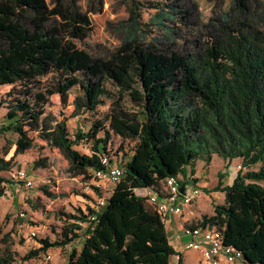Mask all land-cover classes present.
<instances>
[{
	"label": "trees",
	"instance_id": "obj_1",
	"mask_svg": "<svg viewBox=\"0 0 264 264\" xmlns=\"http://www.w3.org/2000/svg\"><path fill=\"white\" fill-rule=\"evenodd\" d=\"M52 1L63 11L58 30L48 33L27 25L42 0H0V87L12 86L0 109L7 110L9 121L3 131L17 135L14 156L0 158V197L3 185L13 184L2 173L12 169L14 157L33 147L27 128L44 115L53 96L79 87L84 109L92 113L110 96V85L119 100L129 97L138 110L119 105L106 119L108 127L97 123L87 133L78 129L73 138L62 125L52 146L67 151L73 172L103 170L102 159L108 157L117 159L124 177L96 221H88L96 214L94 207L70 216L75 224L62 238L41 240V248L21 261L65 247L84 231L83 246L72 252L69 264H170L176 253L165 224L135 192L161 194L170 177H182L181 185H186L198 160L209 164L218 156L227 164L239 159L248 171H239L226 186V175L219 174L215 192L224 194V203L195 226L220 231L224 245L241 252L244 264H264V15L252 9L258 0H234L232 13L211 26V44L199 52L186 55L173 49L175 35L164 25L178 15L172 11L156 20L167 29L165 42L146 44L134 28L122 46L98 57L79 46L92 29L78 0ZM100 131L104 137L96 140ZM110 131L136 143L125 164L107 150ZM88 141L94 142L90 155L74 149ZM78 222L89 224L83 229ZM5 245L0 244V264H15L17 253L8 240Z\"/></svg>",
	"mask_w": 264,
	"mask_h": 264
},
{
	"label": "rangeland",
	"instance_id": "obj_2",
	"mask_svg": "<svg viewBox=\"0 0 264 264\" xmlns=\"http://www.w3.org/2000/svg\"><path fill=\"white\" fill-rule=\"evenodd\" d=\"M234 0H78V5L90 23L91 31L79 46L94 57L104 52L114 51L124 43L127 35L140 29L146 44L165 42L166 30L157 24L161 13L177 11L175 20L164 22L175 35L173 49L181 54L199 52L205 45H210L214 36L212 25H216L226 13H232ZM39 12L27 19L29 28L36 32L54 33L58 30L60 14L63 9L52 0H42ZM255 12L264 15V0H258L252 6ZM138 22L140 25H136ZM110 96L102 98V104L95 112H86L85 103L79 87L73 88L63 97L53 96L45 109L44 115L36 124L27 128L33 147L23 155L14 157L12 169L2 173L10 181L13 170H25L34 181L31 189L21 185L4 184V196L0 197V244L6 247L5 241L11 244V250L17 253L15 264H69L74 250L80 251L84 243V231L80 238L65 247L51 248L40 252L39 256L28 261H21L32 251L41 248V240L54 243L62 238L65 229L75 224L70 216H79L80 211L88 213L96 204L97 194L93 195L87 188L92 187L91 174L73 172L72 160L63 149L52 146L65 125L73 138L78 129L87 133L97 123L108 127L106 120L113 109L120 105L124 110L136 112L138 107L125 96L119 100L116 90L108 85ZM12 86L0 87V101L5 99ZM7 110L0 109V130L9 125L5 115ZM0 137V158L10 160L15 153L14 145L17 135L11 131H3ZM104 137L100 131L97 139ZM93 141L82 142L74 149L81 154L90 155ZM135 142L124 140L110 131L107 150L117 155L122 164L127 162ZM7 150V155L4 152ZM196 174L189 175L184 181L198 188L200 198L193 203L187 213L195 217L211 216L214 206L224 203L221 193L215 192L219 182V174H225L224 185L232 184L241 168V160L229 164L218 156L206 164L198 160L195 164ZM259 166L251 170H258ZM183 181L182 177H179ZM11 182V181H10ZM108 184V183H107ZM24 213V217H21ZM183 214L182 217H184ZM86 229V228H83ZM35 234V237L32 235ZM50 257V259H49ZM236 264H240L237 262Z\"/></svg>",
	"mask_w": 264,
	"mask_h": 264
},
{
	"label": "built area",
	"instance_id": "obj_3",
	"mask_svg": "<svg viewBox=\"0 0 264 264\" xmlns=\"http://www.w3.org/2000/svg\"><path fill=\"white\" fill-rule=\"evenodd\" d=\"M110 160L108 157L103 158L104 169L90 172L92 187L87 189L92 194H97L94 206L96 214L88 217L90 222L96 221L97 213L106 207L114 188L124 177L123 168L116 161L117 159L115 158L112 162ZM10 180L16 186L22 184L27 189L34 187L33 179L23 169L11 171ZM182 187H184L183 193L181 192ZM141 196L159 214L164 224H167L171 217L182 216L185 210L200 198L201 192L195 186L181 185L179 177H170L165 180L161 194L149 189L148 193ZM20 215L24 217V213ZM78 224L80 227L86 228L89 222H78ZM182 232L184 236L189 238L186 250L199 251L206 264H223V262L244 264L242 253L232 246H225L222 233L216 228L187 226L183 228ZM32 235L35 237L34 233Z\"/></svg>",
	"mask_w": 264,
	"mask_h": 264
},
{
	"label": "crops",
	"instance_id": "obj_4",
	"mask_svg": "<svg viewBox=\"0 0 264 264\" xmlns=\"http://www.w3.org/2000/svg\"><path fill=\"white\" fill-rule=\"evenodd\" d=\"M148 191L149 189H140L136 190L135 193L142 197L141 195L148 193ZM222 198L224 200V196H222ZM189 208L185 210L184 217H182L183 215L180 217H171L168 223L165 224L169 242L176 253L171 257L170 264H206L199 251L186 250V244L189 238L183 235L182 230L187 226H195L201 220V216L195 217V215L187 213ZM223 264L227 263L223 262Z\"/></svg>",
	"mask_w": 264,
	"mask_h": 264
},
{
	"label": "water",
	"instance_id": "obj_5",
	"mask_svg": "<svg viewBox=\"0 0 264 264\" xmlns=\"http://www.w3.org/2000/svg\"><path fill=\"white\" fill-rule=\"evenodd\" d=\"M181 192H182V193L184 192V187L181 188Z\"/></svg>",
	"mask_w": 264,
	"mask_h": 264
}]
</instances>
